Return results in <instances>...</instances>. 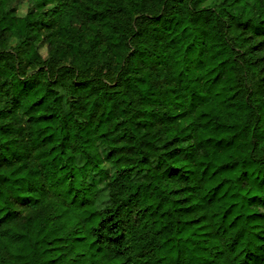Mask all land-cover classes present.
<instances>
[{"label": "trees", "instance_id": "16d2710c", "mask_svg": "<svg viewBox=\"0 0 264 264\" xmlns=\"http://www.w3.org/2000/svg\"><path fill=\"white\" fill-rule=\"evenodd\" d=\"M24 1L0 264H264V0Z\"/></svg>", "mask_w": 264, "mask_h": 264}, {"label": "rangeland", "instance_id": "374dc122", "mask_svg": "<svg viewBox=\"0 0 264 264\" xmlns=\"http://www.w3.org/2000/svg\"><path fill=\"white\" fill-rule=\"evenodd\" d=\"M32 1L33 0H25L23 4H21L20 7L16 9V13L20 15L24 14L26 9L32 4ZM219 1L220 0H207L204 5L206 6L213 5ZM100 74L103 75L104 73H100ZM102 168L105 169L109 174L113 172V168L107 163L103 164Z\"/></svg>", "mask_w": 264, "mask_h": 264}]
</instances>
